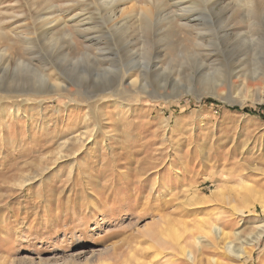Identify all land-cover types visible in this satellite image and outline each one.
<instances>
[{
	"label": "rangeland",
	"instance_id": "374dc122",
	"mask_svg": "<svg viewBox=\"0 0 264 264\" xmlns=\"http://www.w3.org/2000/svg\"><path fill=\"white\" fill-rule=\"evenodd\" d=\"M262 69L264 0H0V264H264Z\"/></svg>",
	"mask_w": 264,
	"mask_h": 264
},
{
	"label": "bare ground",
	"instance_id": "6f19581e",
	"mask_svg": "<svg viewBox=\"0 0 264 264\" xmlns=\"http://www.w3.org/2000/svg\"><path fill=\"white\" fill-rule=\"evenodd\" d=\"M254 4V3H253ZM253 7V6H252ZM261 9V8H260ZM146 12H148V11H146ZM254 12H256V11H254ZM257 12H260L259 10L257 11ZM256 12V13H257ZM260 13H262V12H260ZM254 14V13H253ZM262 17V16H261ZM256 36V35H255ZM254 45V44H253ZM140 68V67H139ZM260 68V67H259ZM257 69V68H256ZM135 70V69H134ZM136 71V70H135ZM135 73H139L138 71L137 72H135ZM250 73H251V71H250ZM141 74V73H140ZM247 74V73H246ZM250 75V74H249ZM139 75H136V74H132V73H130V72H127L126 73V75L124 76V82L121 84V86H120V91H130V90H134L135 88L137 89V91H138V87H139V84H140V76L138 77ZM246 77V79H247V77L251 80V81H253L254 83H252V84H250V85H244V91H246L245 93H243V92H241V94L243 93V94H245L244 96H246L247 95V97L249 96L250 98H251V100L252 101H254V102H257V101H262L263 100V98H264V69H262V70H256V71H254L253 72V74L251 75V76H247V75H245ZM140 78V79H139ZM128 79H130V80H128ZM51 81V80H50ZM54 83V82H53ZM59 85L60 84H58V83H54L53 85H52V87H53V92H56V91H58V90H54V89H58L59 88ZM248 86V87H247ZM64 91H68V92H72L70 89H68V87H63L62 88ZM247 89V90H246ZM248 89H251L250 91H248ZM50 90V89H49ZM43 91V90H42ZM18 92V91H17ZM53 92H42V93H46V95L48 96L50 93H53ZM135 92V91H134ZM1 93V92H0ZM6 93V92H5ZM42 93H35L36 95V98L38 97H40L41 95H42ZM25 94V93H24ZM58 94H59V92H58ZM18 95V94H17ZM45 95V96H46ZM55 95V94H54ZM21 96V95H20ZM20 96L18 95V96H15V95H8V97H7V99H11V100H22V102L23 101H25V100H23V98H25V97H22V98H20ZM34 96V97H35ZM50 96V95H49ZM56 96H59V95H57L56 94ZM96 96V95H95ZM94 96V97H95ZM44 97V96H43ZM90 98V97H89ZM88 98V99H89ZM93 98V97H92ZM91 98V99H92ZM105 98H106V95H104L103 97H98V98H96V100H97V102L96 103H98V102H100V101H103V100H105ZM3 99V98H2ZM41 100H42V98H40ZM51 99H53L52 97H46L45 99H43L42 101H40L41 102V104H42V102H44V101H52ZM114 99V98H113ZM94 100V99H93ZM109 100V99H108ZM7 101V100H6ZM37 101V100H36ZM74 100H72L71 102H73ZM93 102V101H92ZM86 103V102H85ZM87 106H88V104H87ZM94 106H95V104H93L92 105V107L94 108ZM92 108V109H93ZM90 112H91V109H90ZM92 114H94V112L92 113ZM84 116V115H83ZM93 132L94 131H90V132H84V133H81V134H79V135H77V137H75L74 139H69L68 141H72L76 146L79 144L80 146H82V144H84L85 145V143H86V141H90V140H88V139H90L91 137H92V135L91 134H93ZM62 145V144H61ZM83 145V146H84ZM64 146H68V142H63V145H62V147L64 148ZM61 147V148H62ZM78 147V146H77ZM75 148V147H74ZM67 150H68V148H67ZM73 150V149H72ZM69 151V150H68ZM62 150H60L59 152H58V157H59V159H61V157H62ZM75 156H77L78 154L77 153H79L78 152V150L77 151H75ZM48 166V165H47ZM49 167V166H48ZM102 183H103V181H102ZM101 183V184H102ZM107 184H109V183H107ZM222 190V189H221ZM221 190H216L215 192H213V196H215V195H218L220 192H222ZM244 190V189H243ZM245 192V191H244ZM257 193V192H256ZM253 194H255V189L254 188H252V187H249L248 189L246 188V196L247 197H252L251 195H253ZM220 195V194H219ZM224 195L222 194V197H223ZM226 196V195H225ZM231 196V195H230ZM229 196V197H230ZM220 197V196H219ZM241 197V199L243 198L242 196H240ZM237 198H239V197H237ZM223 199V198H222ZM227 199V198H226ZM244 199H246V198H244ZM263 199V198H262ZM224 200V199H223ZM243 200V199H242ZM259 201V200H258ZM247 202V201H246ZM245 202V203H246ZM263 202H264V200H263ZM261 205V207H262V209H264V204H260ZM248 207H249V205H248ZM237 208V207H236ZM172 227V226H171ZM147 234H149V235H154L155 236V234H156V232H154V231H150V229H147L146 231H145ZM211 232H213L214 233V230H213V228L211 229ZM157 233H161L162 235L164 234L163 233V230H158V232ZM160 234V235H161ZM238 234V233H237ZM259 236L258 237H256V239H257V242H258V239H260L263 235H262V233H260V234H258ZM153 237V236H152ZM230 236L227 234V233H223V235H222V239L223 240H226V239H228ZM155 238H156V236H155ZM154 238V239H155ZM254 242H256V241H254ZM224 243V242H223ZM240 249V248H239ZM232 251V250H231ZM238 251H240V250H238ZM245 251V250H244ZM190 251L189 250H187L185 247H183L182 248V254L183 253H185L186 254V256L188 255V253H189ZM195 252V251H194ZM191 253V257H192V252H190ZM246 253V252H245ZM181 254V255H182ZM195 254V253H194ZM78 255V254H77ZM80 255V254H79ZM241 255V254H240ZM247 255V254H246ZM195 256V255H194ZM239 256V255H238ZM241 256H243V255H241ZM193 258V257H192ZM91 260V259H90ZM211 260H213V259H211ZM94 261V260H93ZM212 262V261H211ZM214 264H219V262L218 261H215L214 262Z\"/></svg>",
	"mask_w": 264,
	"mask_h": 264
},
{
	"label": "trees",
	"instance_id": "16d2710c",
	"mask_svg": "<svg viewBox=\"0 0 264 264\" xmlns=\"http://www.w3.org/2000/svg\"><path fill=\"white\" fill-rule=\"evenodd\" d=\"M204 104H205L206 106H212V105H219V102L216 101L215 99H208V100H206V101L204 102ZM243 111H244L245 113L247 112V113H250V114L258 115L259 117H261L262 119H264V114H262V113H260V112L253 111V110L248 109V108L244 109Z\"/></svg>",
	"mask_w": 264,
	"mask_h": 264
}]
</instances>
